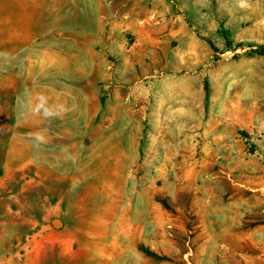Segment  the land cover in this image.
<instances>
[{
  "label": "rangeland",
  "instance_id": "1",
  "mask_svg": "<svg viewBox=\"0 0 264 264\" xmlns=\"http://www.w3.org/2000/svg\"><path fill=\"white\" fill-rule=\"evenodd\" d=\"M261 46L264 0H0V264H264L247 177ZM81 51L84 68L140 76L131 118H97L82 168L16 106L45 62Z\"/></svg>",
  "mask_w": 264,
  "mask_h": 264
},
{
  "label": "crops",
  "instance_id": "2",
  "mask_svg": "<svg viewBox=\"0 0 264 264\" xmlns=\"http://www.w3.org/2000/svg\"><path fill=\"white\" fill-rule=\"evenodd\" d=\"M82 54L83 51L75 54L62 52L54 66H48L45 62L42 76L34 77L27 85L26 102L16 104L25 107L24 116L21 114L17 118H28L26 125L36 128L30 131V135L42 139L46 147H60L62 154L69 156V162L74 160L80 168L83 167V155L89 158L87 162L90 163L92 155L97 154L96 143L85 145L84 141L90 138L95 142L96 138L89 133L97 118H109L107 121L113 126L121 118H131L132 100L128 95L130 90L134 92L140 81L139 75L130 77L120 71L96 72V62L84 68ZM89 55L93 57L97 54L90 52ZM84 69L88 71L84 72ZM131 82L134 86H131ZM102 89L109 91L106 110L99 95ZM40 122H43L42 128L37 126ZM113 126L107 130H112L114 135L116 130L112 129ZM260 143L250 163V175L247 176L252 190L257 192L264 190V160L260 161L257 157L264 156V141ZM235 167L242 170L241 164H235Z\"/></svg>",
  "mask_w": 264,
  "mask_h": 264
},
{
  "label": "trees",
  "instance_id": "3",
  "mask_svg": "<svg viewBox=\"0 0 264 264\" xmlns=\"http://www.w3.org/2000/svg\"><path fill=\"white\" fill-rule=\"evenodd\" d=\"M208 42H209V44L212 46V48L215 50V46H214V44H213L212 42H210V41H208ZM253 52H254V53H257V54H259V55H264V46H261V47H259V48L254 49ZM205 89H206V92H208V86H207V85H206ZM206 96L208 97L207 94H206Z\"/></svg>",
  "mask_w": 264,
  "mask_h": 264
},
{
  "label": "water",
  "instance_id": "4",
  "mask_svg": "<svg viewBox=\"0 0 264 264\" xmlns=\"http://www.w3.org/2000/svg\"><path fill=\"white\" fill-rule=\"evenodd\" d=\"M55 224H58V223H55Z\"/></svg>",
  "mask_w": 264,
  "mask_h": 264
}]
</instances>
